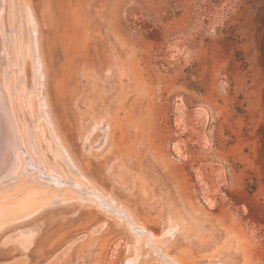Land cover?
Returning <instances> with one entry per match:
<instances>
[{"label": "rangeland", "instance_id": "obj_1", "mask_svg": "<svg viewBox=\"0 0 264 264\" xmlns=\"http://www.w3.org/2000/svg\"><path fill=\"white\" fill-rule=\"evenodd\" d=\"M5 5L0 205L49 204L0 217V264H264V0Z\"/></svg>", "mask_w": 264, "mask_h": 264}, {"label": "bare ground", "instance_id": "obj_2", "mask_svg": "<svg viewBox=\"0 0 264 264\" xmlns=\"http://www.w3.org/2000/svg\"><path fill=\"white\" fill-rule=\"evenodd\" d=\"M6 6L5 5V0H0V7H4ZM1 11V9H0ZM2 12V11H1ZM3 13V12H2ZM4 16V14L2 15ZM4 18V17H2ZM3 20V19H2ZM1 21H0V26H1ZM1 28V27H0ZM3 31V29H2ZM2 37V36H1ZM2 40V38H1ZM17 40V39H16ZM30 40V39H29ZM20 41V40H19ZM24 42V41H23ZM22 42V43H23ZM1 43V42H0ZM17 43V41H16ZM21 43V44H22ZM25 43V42H24ZM31 43V41H30ZM20 44V42L18 43ZM27 45V43L25 44V46ZM32 45V44H31ZM3 47V46H1ZM16 47H19V46H16ZM22 47V45H21ZM29 47V46H28ZM4 48V47H3ZM20 48V47H19ZM31 48V46H30ZM28 49V48H27ZM26 49V50H27ZM19 50V49H18ZM31 51V50H30ZM1 52V51H0ZM17 52V51H16ZM21 52V51H20ZM33 51L31 52H24L23 50V54L20 56L19 58V61L17 60V62H20L22 67V69H20V71H24L25 69H27L28 66H30L32 64L31 62V59L32 61H34V56L33 58H31L32 56H30V53H32ZM19 53V52H18ZM2 54V52L0 53ZM5 54V53H4ZM3 54V55H4ZM11 54V53H10ZM6 59V57H5ZM4 59V60H5ZM8 59V58H7ZM6 59V60H7ZM12 60V59H11ZM10 61V60H9ZM10 63V62H8ZM34 63V62H33ZM11 64V63H10ZM18 65V64H17ZM19 64V66H21ZM0 66H3V65H0ZM13 66V65H12ZM11 66V67H12ZM16 66V65H14ZM32 66V65H31ZM6 67V66H5ZM9 67V68H11ZM17 67V66H16ZM14 67V68H16ZM3 68V67H2ZM19 69V67H17ZM16 68V69H17ZM30 68V67H29ZM32 70V69H31ZM4 71V70H3ZM19 71V70H18ZM16 71V72H18ZM30 71V70H28ZM6 72V71H5ZM13 71H11L12 73ZM9 73V71H8ZM18 73H21V72H18ZM27 71L24 72V74L26 75ZM16 74V73H15ZM6 75V74H5ZM29 75V74H28ZM34 75L33 74V78H34ZM18 78V76H22L23 75L19 74V75H16ZM8 77V76H7ZM29 77V76H28ZM32 77V76H31ZM26 78V77H25ZM33 80V79H31ZM7 81V80H6ZM9 81V80H8ZM7 81V82H8ZM14 81V79H13ZM29 81V80H28ZM36 81V79H35ZM6 82V83H7ZM16 82V81H14ZM19 82V81H17ZM16 82V85L18 84ZM21 82H24V86H25V81H20ZM5 83V84H6ZM35 83V82H34ZM2 85V80L0 79V86ZM9 85V84H8ZM16 85H11L12 87H16ZM7 86V85H6ZM20 86V85H19ZM22 86V85H21ZM32 86V85H31ZM10 87V85H9ZM24 88V87H23ZM22 88V89H23ZM27 88V87H26ZM9 89V88H8ZM21 89V88H20ZM13 90V89H12ZM19 90V89H17ZM28 90V89H27ZM22 91V90H21ZM21 91H18L21 92ZM30 91V90H29ZM9 93L8 90H4V89H1L0 87V186L5 184V183H8L10 182L11 180H13L14 178V175H15V172L16 170L20 167L21 163H20V151L23 150V140L19 134V129H18V120H17V117H16V113H15V108L12 106L11 102H10V99H9ZM25 94V92H23ZM21 94H19L20 96ZM27 94H25V98L27 97L26 96ZM33 99V98H32ZM34 100H31L29 101V103L27 104L29 109L30 110H33L35 107L37 108V104L34 102ZM20 102V101H19ZM27 103V102H26ZM22 104V103H21ZM20 106V105H19ZM28 109V110H29ZM21 114V113H20ZM32 114L34 115V111L33 113H31V116ZM40 123V122H39ZM47 125V124H46ZM43 129V128H42ZM40 129V131L42 130ZM45 129V128H44ZM48 130V129H47ZM28 134V133H27ZM30 134V132H29ZM42 134V132H41ZM37 136V135H36ZM49 136V134H48ZM51 139V138H50ZM45 141V140H44ZM42 142V141H41ZM46 145V143H45ZM47 146V145H46ZM34 147V146H33ZM55 147V146H54ZM53 147V148H54ZM23 148V149H22ZM35 149V148H34ZM25 151V150H24ZM23 154V153H22ZM27 154V153H26ZM54 155V153L52 154ZM24 156V155H23ZM27 157V156H26ZM29 157V156H28ZM25 158V157H23ZM53 158V157H52ZM31 160V158H30ZM33 160V159H32ZM34 161V160H33ZM33 165V163H32ZM35 166V165H34ZM24 169V168H23ZM44 170V169H43ZM41 172V171H40ZM39 172V173H40ZM47 172L44 170L43 174H46ZM45 176V175H44ZM46 178L48 180H52L54 181V179L56 180L58 177L55 176L54 174H48L46 176ZM58 180V179H57ZM51 181V182H52ZM36 195V193H30L28 195H26L24 198H22L21 200H18L16 202H11L9 204H11L10 206H6L4 207L3 205H0V217H3L4 215H7V216H10V215H13V214H16L17 215L20 213V214H29V213H34L36 212L37 210H39L40 208H42L44 205H47L49 204L48 203H44L46 202V200H39V199H35V198H31V197H34ZM52 200V199H51ZM48 201V200H47ZM19 216V215H18ZM10 221V220H9ZM8 224V222H7ZM6 225V224H4ZM2 226V225H1ZM140 229V228H138ZM143 230V229H142ZM141 230V231H142Z\"/></svg>", "mask_w": 264, "mask_h": 264}]
</instances>
